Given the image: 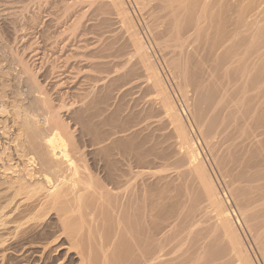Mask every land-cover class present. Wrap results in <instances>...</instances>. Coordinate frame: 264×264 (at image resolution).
I'll return each instance as SVG.
<instances>
[{
	"label": "bare ground",
	"instance_id": "bare-ground-1",
	"mask_svg": "<svg viewBox=\"0 0 264 264\" xmlns=\"http://www.w3.org/2000/svg\"><path fill=\"white\" fill-rule=\"evenodd\" d=\"M28 1L42 7L49 6L51 0ZM107 1L128 37L131 57L144 77L142 83L150 89L149 102L172 127L174 153L187 165L178 172L177 180L187 175L189 180L174 181L177 185L168 187L172 179L162 185L161 175L158 183L162 186L153 184V189L148 184L151 179H146L155 175V170L117 169V156L131 160L140 154L134 156V150L147 142L145 138L132 146L120 141V135L133 132L144 117L131 115L123 120L119 107L104 116L114 89L127 84L129 73L104 86L94 97L92 109L53 105L52 96L11 45L18 16L28 8L24 5L20 11H11L13 19L11 14L7 16L11 25L15 23L13 29L2 23L5 15L0 16V264H5L19 244L18 256L31 257V264L37 262L35 258L41 261L54 246L65 248L66 257L75 248V264H256L241 233V222L196 149L152 59L148 41L141 36L124 0ZM134 1L140 12L148 15L146 26L158 48L171 54L166 64L200 136L216 157L221 175L228 178L229 195L262 262L264 0ZM200 50L205 53L194 63L191 60ZM5 58L10 63L7 66L2 61ZM189 61L195 64L191 72ZM227 129L228 133L224 132ZM220 134L225 136L223 141L234 140L223 153L217 139ZM151 149L147 152L156 150ZM240 149L246 152L244 158ZM163 156L159 153L158 158ZM238 163L252 170L234 173ZM50 228L55 240L38 242L37 237L45 236ZM64 237L68 243L57 246ZM66 257L57 264H66Z\"/></svg>",
	"mask_w": 264,
	"mask_h": 264
},
{
	"label": "rangeland",
	"instance_id": "rangeland-1",
	"mask_svg": "<svg viewBox=\"0 0 264 264\" xmlns=\"http://www.w3.org/2000/svg\"><path fill=\"white\" fill-rule=\"evenodd\" d=\"M124 1L130 11L131 16L134 19L135 24L139 29L141 36L146 42L148 41L147 45L149 46L148 48L152 59L155 62L156 67L158 68L161 76L163 77L167 87L169 88L172 98L175 101L180 113L184 117L187 128L190 134L192 135L193 141L196 145V149L198 150L203 161L205 162L207 169L212 175L220 191L225 194L226 200L230 203L229 205H231V210L236 213V216L241 222V233L242 235L244 234L243 237L245 239V242L247 243L246 245L250 250L253 260L256 264H264L263 259L261 262V255H259V251L253 244V239H251L252 237L249 231L247 230L245 223L243 222V220H241L242 217H240V213L238 214L239 211L237 210L238 208H236V206L234 205L235 203L232 199V196L229 195V189L227 188L226 184L228 178L226 179L221 175L219 171L220 169L216 163V157L209 150L202 136H200L201 134H199L200 132L194 121L193 115L189 111V109L187 110L184 97L178 89L176 80L172 76L166 64V59L171 56L170 52L168 51V54L163 53L156 45L153 36L151 35L150 31L148 30V27L146 26V20L148 18V15L140 12L134 0ZM107 2V0H51L49 4V6L51 7L45 4H41L43 6L45 5L47 7L46 9L44 8L45 6L40 7V5L37 3L32 5L31 1L28 0H0V16L5 15L2 16L4 17V22H2L3 19L1 20L2 17H0V22H6L7 24H10L9 26H11L12 28L15 23L11 25V23L8 22V19H13V14L11 13L13 11L22 10L24 5L27 4V7H30L29 9H24L25 11H21V14L19 13L20 16H18L19 18L17 24L15 25L17 28L15 26L13 27L14 29L12 28V32L15 33L14 37H16L14 39L16 40L13 39L14 43H11V45L12 47H15L13 49H16L17 53L19 52L18 57L20 55L22 56L20 58H22L23 63H28V69L32 72V74L34 73L37 76V79L41 83L42 87H44L45 90H47L48 93L52 96L53 105L56 108H60L62 107V105H67V107L75 105V109L77 110H84L87 108L92 109L94 97H96V95L98 96L101 93V91L104 89V86H108L114 79H117L119 76H123L124 74L129 73L128 79H130L126 81L127 84L124 86H118L114 89V98L109 102L110 105H108L109 107L107 106L109 110L107 109L105 111L104 116L109 113L111 114L114 109L119 107V109L122 110V118H120L123 120L124 118L126 119L128 116L131 115L136 117H144L143 123L134 128L135 132L128 131L126 133L121 134L120 141L126 144H130L132 146L139 144L141 140L145 138L147 142L145 144L146 146L144 145L145 147L143 146L141 147V149L138 148L139 151L134 150L133 155L135 156L137 155V153H140L137 155L139 157L136 156L134 158L132 156L131 160H125L122 156H117V169H131L135 171L150 169L152 172L155 170L154 172H156V174L151 175V177L146 179V181L151 179L149 180L148 184L150 187H153V189H155L154 186L160 187L161 184L158 183L160 178L158 177H160L161 175L163 176V178L161 177L160 180L162 185L163 183L164 185L165 183H170L172 179L170 183L171 185H169L168 187H172V183L174 181L181 182L184 179V182H187L189 180L187 179L189 178L188 175V177L185 176L184 178H182L181 181L177 180L178 177L176 175L179 171H181V169L185 168L186 164L183 161L179 160L178 156L174 153L175 139L171 133L172 127L167 122L161 119L162 117L157 109V106L150 104L149 98L152 96L150 89H147L149 87H145L146 83H144V85L142 83L145 82L142 81L144 80V77L141 74L142 71H140V66H138L137 60L134 57H131V55L133 56V51L131 50V45L129 46L130 43L128 41V37L126 33L123 32L124 30L122 29V27H120L122 26V24L120 23V25L117 19L115 18L116 15L114 16L112 14L113 12L110 11L111 9L109 10V5H106ZM38 7H40V9H38ZM37 11L41 13L42 16L41 14L38 15ZM36 13L38 16L37 18ZM9 14H11L12 16H10ZM8 15L11 18H7ZM31 16L32 18H35V21L37 19L38 23L32 20ZM77 20L81 22V24L79 23V26L76 25ZM10 21L12 22V20ZM191 48L189 47L188 49ZM94 50H99V54L98 52H92ZM91 53L94 57L91 56ZM204 53V50H200L198 53L195 54L194 59H192L191 61L197 60L198 58H200L201 54ZM96 55L98 57H96L97 59L95 58ZM129 58L132 60H130ZM5 60L6 58L2 60L3 65L9 62L8 59V61ZM93 61H97V63L94 62V64L92 63ZM194 63L190 62V66L192 67H189L191 69L190 72L193 71L195 68ZM9 64L10 63L6 64L5 66ZM16 66L18 69L20 68L19 65ZM202 76L203 75L201 74V78ZM97 83L99 85L96 87L95 85ZM191 90V96H193L194 90L192 88ZM228 131L229 130L227 129V131L224 132L228 133ZM223 134H220L221 137L219 136L217 138L218 140H220L219 148L222 153L226 150L224 148H229V146L233 145L234 142V140L231 139H225L223 141L222 139L225 138ZM221 141H223L222 144ZM109 144L110 142H108V145ZM151 147L156 149L154 151H157V155H155L156 152L154 151L147 152L148 149L152 150ZM221 148L223 149V151L221 150ZM159 153L164 155L163 159L158 158ZM239 153L241 154L240 156L244 158V154L246 152L243 151V149H240ZM92 161L93 160H91V162ZM240 164L242 163H238V165H235L236 167L235 169H233L235 170L234 173H239V171L243 169L252 170L251 168L246 169L243 164L242 166ZM129 165L132 167L129 168ZM171 173H173V175H171ZM165 174L169 175H167L169 177L168 179L165 177ZM136 180L137 183L140 182V178H137ZM157 183L160 185H158ZM242 183L246 185L245 182ZM257 183L258 182H254L253 184L255 185ZM248 184L249 181L247 182V185ZM175 185H177V183ZM102 225L103 224H100L99 228H102ZM203 225V227H205V225L207 226V221L203 222ZM52 231L53 229H48V232L45 233V236H43V234L41 235L42 238L37 237V241H54L55 236H50L53 235ZM46 235H49L48 238ZM65 239V237L59 239L57 241L59 242L57 246L62 243L67 244L68 239ZM81 245L84 246V242L83 244L81 243ZM15 246L17 245L15 244ZM19 246L21 245L19 244ZM19 246L15 247L17 248V251L15 249L12 250V253L9 254V258H7V260L4 262L5 264H28L29 262V264H31V257L24 255V258H20L18 256L20 254L19 251L21 250V247ZM53 250L50 251V253L46 254L41 261L38 258H35V261L37 262H33L32 264H57L60 259H63L64 256L66 257V253L68 252L67 250H65V248L62 249L61 247H59L56 249L55 246ZM69 252L70 253L67 254L66 257L67 261L65 262L66 264H75L78 260H76V249L71 248ZM14 253L16 254L13 255ZM12 258L13 260H11ZM27 258H29V260H27ZM24 260L27 262H25Z\"/></svg>",
	"mask_w": 264,
	"mask_h": 264
}]
</instances>
